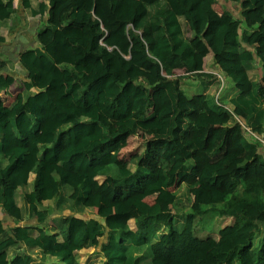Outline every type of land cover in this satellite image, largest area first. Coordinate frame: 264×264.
I'll use <instances>...</instances> for the list:
<instances>
[{
	"label": "trees",
	"instance_id": "trees-1",
	"mask_svg": "<svg viewBox=\"0 0 264 264\" xmlns=\"http://www.w3.org/2000/svg\"><path fill=\"white\" fill-rule=\"evenodd\" d=\"M22 1L40 21L38 44L19 55L27 97L0 100V213L33 177L21 191L37 223L0 216V264H201L208 254L210 264H264V150L244 133L264 134V0H175L179 10L155 0L128 23L116 13L122 0ZM60 9L56 23L46 19ZM14 12V0H0V30ZM119 30L129 46L115 42ZM13 82L0 73V92ZM141 131L145 150L126 162L121 152ZM198 188L210 206L195 208ZM160 190L169 204L146 200ZM70 201L86 214L104 201L113 211L47 224L52 205ZM101 235L100 251L83 255Z\"/></svg>",
	"mask_w": 264,
	"mask_h": 264
},
{
	"label": "crops",
	"instance_id": "crops-1",
	"mask_svg": "<svg viewBox=\"0 0 264 264\" xmlns=\"http://www.w3.org/2000/svg\"><path fill=\"white\" fill-rule=\"evenodd\" d=\"M4 3H6L9 0H2ZM67 3L74 4L76 3L79 6H83L82 0H66ZM94 0H89L88 2L91 3ZM155 0H122L117 4V15L118 17L123 20L127 21L131 17H133L136 13H138V10H140L141 6L143 7L144 4H149ZM172 3V6L176 9L179 10V5L176 3L175 0H169ZM220 3H225V0H219ZM14 8L15 12L12 14L11 18V27L8 29H1L0 35L4 36V40H0V73H4L7 76H11L14 78V82L11 85V87L7 90H2L0 92V100L4 105L10 106L16 99L17 95L20 93L24 97H27L28 92L24 89V81H26L27 76L29 74L28 70L22 65V63L19 60V55L31 48L35 47L38 44V39L36 38V31L39 25V20L32 17L30 9L28 7L27 3H24L22 0H14ZM61 12V9L55 13L53 10H50L49 16L46 17L48 21L53 20L55 23L58 20V15ZM41 41L44 44L49 43L53 39V33L48 31L41 37ZM126 38L128 40H126ZM115 42L117 44H121V46H129L130 40L128 38L127 31L119 30L118 36L114 38ZM128 41V42H127ZM126 42L128 44H126ZM212 66V63L210 62V56L207 55L205 58V63H204V68L205 70L209 69ZM140 133H145L141 131ZM136 136V135H135ZM134 136H131L133 138ZM130 142V141H129ZM124 151V150H123ZM122 153V152H121ZM136 156H139V154H136ZM123 160L126 162H131L132 158L128 161L125 159L123 156H120ZM61 178L66 180L67 182L77 185L79 183V179L77 176L70 172H63L61 174ZM54 185L56 184V181L53 179ZM106 190L108 191L107 193V199H110L112 196L113 192V184L110 181H106L104 184ZM202 191V192H207L208 191L202 190L201 188L194 189L192 190V197H193V202L196 198V192ZM20 192L22 193L21 189ZM161 192V190H160ZM152 193V192H151ZM150 193V194H151ZM155 193H152V195ZM18 197V196H17ZM18 200V198H17ZM198 200V199H197ZM55 201V199H54ZM53 201V202H54ZM148 201V200H147ZM104 201V205H105ZM56 205L54 206V211L51 214V216L48 218L47 224L50 225H55L54 220H56L57 217L60 216H68V215H75L77 217H96L97 219L103 220V216L111 213L113 209L110 207L111 202L108 201V206L105 207L102 206V210L100 208H96L92 214H86L84 213V208L80 205H75L73 201H70V205L68 208H64L63 204H58L55 203ZM24 202L17 201V205L9 212L10 215L7 216V214L0 213V216L3 217L6 221L7 226H15V220H20V223L22 225H27V224H36L37 220L36 219H29V216L27 214L25 215L24 213ZM207 206H210V204H207ZM23 214V216H22ZM228 224H233V221H228ZM215 238H218V235L215 236ZM107 241V235H101L99 236L95 244L91 247H88L87 249L84 250L83 255L89 257L87 253L93 252V251H100V247H95L97 243H104ZM97 255V253H96ZM99 257H101L99 255ZM82 263H86V257H81ZM15 264H23V261L21 258H19ZM156 264H159V262H156Z\"/></svg>",
	"mask_w": 264,
	"mask_h": 264
},
{
	"label": "rangeland",
	"instance_id": "rangeland-1",
	"mask_svg": "<svg viewBox=\"0 0 264 264\" xmlns=\"http://www.w3.org/2000/svg\"><path fill=\"white\" fill-rule=\"evenodd\" d=\"M133 20H134V17H131L129 20H127V23L129 21H133ZM233 27L238 33H240L241 32V28H243L241 26V23H239V22L234 23ZM126 40H128V39L126 38ZM127 42H126V44H128ZM151 78L154 81L156 79L154 74L151 76ZM185 100H186L185 97L181 96L180 105H181L182 109L185 108ZM179 124H180V127H181V124H182L181 123V117H179ZM148 137L149 136L146 133H139L136 136H134L133 138H131L130 142H129V145L121 153V156H123L125 159H127L129 161L133 156H136V154L141 155L143 153V151L145 150V142L147 141ZM55 177L56 178H60V176H58V175H56ZM33 179L34 178L32 177L29 186H27L26 188H21V190L24 189V190L30 191L33 188V186H32ZM152 193H155V194L152 195ZM152 193L151 194L150 193L146 194V200H148L150 202L159 201V202H162L163 204H169L170 201L172 200L170 191L161 190V192L160 191H156V192H152ZM17 196H18L17 197L18 201L20 200L21 203L24 202V204H25V201H24V198H23V194L21 192H18ZM195 196L198 199V200L197 199L194 200V204L193 205L195 206V208L198 207L199 204L206 205L208 203L209 204L212 203L211 196L207 192L198 191V192H196ZM106 206H108V202L107 201L105 202V205H104L105 209H106ZM189 206H191V205H189ZM24 213H25V215L28 214L26 205H24ZM22 216H23V214H22ZM183 219H184V216L177 217V226L179 228H181L183 226L182 225L183 224ZM233 220H234L233 218H229L228 219V221H233ZM214 235L217 236V234H214ZM256 242H257V240H256ZM210 257H211V255L208 254V256H206V258H205L206 260L204 262H202L201 264H210V260H209ZM207 260H208V262L206 263ZM143 264H156V262L154 260L148 259Z\"/></svg>",
	"mask_w": 264,
	"mask_h": 264
},
{
	"label": "built area",
	"instance_id": "built-area-1",
	"mask_svg": "<svg viewBox=\"0 0 264 264\" xmlns=\"http://www.w3.org/2000/svg\"><path fill=\"white\" fill-rule=\"evenodd\" d=\"M242 124V123H241ZM243 126V124H242ZM245 136L252 142L260 143L264 150V134H257L250 130V128L245 126Z\"/></svg>",
	"mask_w": 264,
	"mask_h": 264
}]
</instances>
